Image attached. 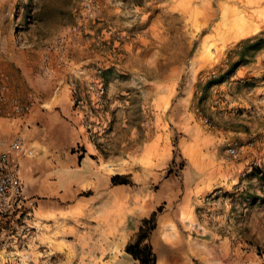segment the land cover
Masks as SVG:
<instances>
[{
    "label": "rangeland",
    "instance_id": "obj_1",
    "mask_svg": "<svg viewBox=\"0 0 264 264\" xmlns=\"http://www.w3.org/2000/svg\"><path fill=\"white\" fill-rule=\"evenodd\" d=\"M67 35L80 45L87 39L91 50L101 49L116 61L128 51V74L113 89L121 88L123 95L111 94L119 104L112 110L113 121L91 142L100 148L110 145L97 149L101 156L112 155L119 172L124 166V172L161 181L163 191L175 183L176 193L155 213H184L187 201L196 224L192 236L215 234L242 251L264 254V183L251 175L253 168L264 169V156L246 166L236 184L207 192H197L202 177L189 175L185 195L182 173L193 155L179 145L192 132L216 123V109L223 107L217 83L237 60L235 46L253 37L264 40V0H0V67L9 68L2 56L22 63L33 60L31 71L44 80L40 65L49 60L43 59L47 49ZM253 55L247 50L243 64ZM151 66L161 86L149 90L144 88L143 67ZM97 69L103 78L104 66ZM245 84L259 87L254 78ZM123 101L129 104L128 122H123ZM152 134L156 138L148 141ZM153 221L148 224L152 229ZM30 226L23 248L0 247V264H91L99 256L90 242L81 246L75 233H59L60 248L39 244L28 249L37 236Z\"/></svg>",
    "mask_w": 264,
    "mask_h": 264
},
{
    "label": "crops",
    "instance_id": "obj_2",
    "mask_svg": "<svg viewBox=\"0 0 264 264\" xmlns=\"http://www.w3.org/2000/svg\"><path fill=\"white\" fill-rule=\"evenodd\" d=\"M66 37L64 53L51 51L48 62L40 65L44 80L31 71L33 60L22 63L19 58L2 56L4 66L9 68L0 67V86L5 87L0 138L9 141L20 136V149L10 152L8 159L18 165L24 197L35 201L31 224L37 236L28 249L39 244L60 248L59 233H75L81 246L90 242V247L99 251L91 264H133L124 248L136 239L140 220L153 214L155 225L143 243L154 255V264H264L255 253L242 251L227 238L215 234L192 236L190 230L196 224L187 201L184 213H155L165 198L176 193L175 183L173 189L163 191L161 181L155 183L143 174L124 172V166L119 172L112 155L103 158L97 151L111 149L110 145L100 148L86 139L73 112L67 81L72 77L82 80L77 76L82 67L104 66L106 95L102 114L96 120L98 138L110 119L113 121L112 110L119 106L111 94L123 95L121 88L114 93L113 89L116 81L128 74L124 65L128 51L116 61L101 49L91 50L87 39L80 45L74 36ZM156 73L155 66L143 67L145 89L161 86L152 77ZM252 78L259 87H247L245 82ZM217 86L223 107L216 109V123L200 133L192 132L179 144L180 149L193 155L182 173L185 195L189 175L202 177L197 192H207L221 184H236L240 172L264 156V51L256 52ZM123 104V122H128L129 104ZM26 105L27 113H15V107ZM155 138V134L147 137L148 141ZM233 145L235 155H229ZM114 176L125 177L128 183L113 185L110 179Z\"/></svg>",
    "mask_w": 264,
    "mask_h": 264
},
{
    "label": "built area",
    "instance_id": "obj_3",
    "mask_svg": "<svg viewBox=\"0 0 264 264\" xmlns=\"http://www.w3.org/2000/svg\"><path fill=\"white\" fill-rule=\"evenodd\" d=\"M65 40L58 38L53 47L47 49L43 59L48 60V53L55 51L63 54ZM100 69L82 67L77 70V76L67 81L68 93L73 112L79 120V126L86 139L93 142L97 136L96 120L102 114L106 90ZM5 87L0 86V106L4 102ZM29 107H15L17 114H25ZM21 147V138L15 135L11 141L6 142L0 138V247L23 248L29 237L31 221L35 209V201L27 199L22 193V186L18 175V165L9 161L8 154L18 151ZM228 154L234 155V149ZM256 255V254H255ZM264 263V254L257 256Z\"/></svg>",
    "mask_w": 264,
    "mask_h": 264
},
{
    "label": "trees",
    "instance_id": "obj_4",
    "mask_svg": "<svg viewBox=\"0 0 264 264\" xmlns=\"http://www.w3.org/2000/svg\"><path fill=\"white\" fill-rule=\"evenodd\" d=\"M250 44V45H249ZM264 47V40L259 37H253L249 39L242 40L235 46L237 50V60L232 63L229 69L224 73L223 77H228L234 73V70L239 65L243 64L246 58L247 50H251L253 54L258 52ZM251 175L255 176L259 181L264 183V169L253 168L251 170ZM111 184H127V180L123 177L114 176L110 179ZM153 214L149 219L143 220L141 223L143 226H148L149 222H152ZM152 230V226H148L144 229L142 226L139 228L137 237L134 242L129 243L125 246L124 252L134 261V264H153V255L150 248L146 244H142L147 238L149 231Z\"/></svg>",
    "mask_w": 264,
    "mask_h": 264
}]
</instances>
